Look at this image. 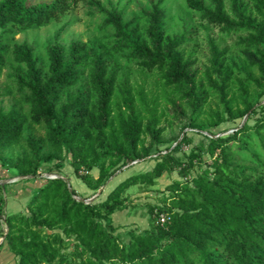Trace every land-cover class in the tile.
I'll return each mask as SVG.
<instances>
[{
  "label": "trees",
  "instance_id": "obj_1",
  "mask_svg": "<svg viewBox=\"0 0 264 264\" xmlns=\"http://www.w3.org/2000/svg\"><path fill=\"white\" fill-rule=\"evenodd\" d=\"M79 1L103 15L100 28L113 29L112 51H125L141 71L153 74L162 93L151 94L132 85L128 76H118L110 54L100 46L81 41L66 47L54 44L47 49L45 71L37 66L30 47L16 46L15 61L24 66L19 85L30 109L27 116L15 108L0 110V168L10 177L36 179L40 165L52 163L55 169L48 172L58 177L42 178L20 211L0 213V247H7L13 264H264V114L252 126L244 122L225 136L211 132L226 120L252 114L249 89H264V0H186L187 8L208 25L244 34L237 36L236 45L258 75L233 78L226 67L228 48L209 39L203 80L217 94L221 111L207 112L202 110L208 100L204 82L196 79L195 60L182 50L191 33H167V0H156L142 13L143 36L136 26L128 28L132 20L123 22L121 10H105L95 0H0V69L9 53L6 35L44 27ZM233 83L237 94H230ZM70 88L74 93L67 96ZM168 93L189 103L187 125L206 141L183 159L176 154L189 142L185 136L172 148L156 149L165 131L160 126V99L181 105ZM259 110L264 113V107ZM202 115L205 122L196 123ZM27 125L43 127L44 136L26 137L28 154L4 159L1 152L22 143ZM45 147L52 154L41 157ZM242 155L251 162L241 161ZM62 158L68 159L72 175L91 196L129 163L149 159L153 165L85 204L75 197H89L80 196L68 177L69 185L60 178ZM195 169L199 172L193 176ZM172 173L178 179L165 187L160 205H147L149 227L127 231L126 239L115 234L112 216L126 208L125 192L151 187ZM159 214L169 220L157 224Z\"/></svg>",
  "mask_w": 264,
  "mask_h": 264
},
{
  "label": "rangeland",
  "instance_id": "obj_2",
  "mask_svg": "<svg viewBox=\"0 0 264 264\" xmlns=\"http://www.w3.org/2000/svg\"><path fill=\"white\" fill-rule=\"evenodd\" d=\"M32 1L33 3H37L47 2L49 0ZM95 1L105 10H108L110 7L121 10L123 13V22L127 23L132 20L128 28L136 26L139 33L143 36L146 20L142 13L148 11L156 0ZM203 1L206 3V0ZM163 8L166 13L165 25L169 35L191 33L189 36L190 41L182 46V50L185 55H190L191 58L195 60V64L192 68L197 72L196 79L202 80L204 82V88L207 90L208 100L202 107V110L204 112L209 110L221 111L217 101V94L203 80L204 70L208 67V40L213 39L220 48H228L226 67L232 72L233 78L243 79L247 75L257 77L256 70L248 66L243 54V49L236 45L237 36H244V34L226 33L222 32L217 27L208 25L201 19L199 13L187 8L186 0H167L164 2ZM226 9L228 10L227 2ZM102 20L103 15L92 5H89L86 1H79L58 20L44 27L24 31L14 30L13 35H6L5 42L9 46V53L6 56L4 67L0 69V110L6 111L10 108H15L22 115L27 116L30 109V105L26 100V93L19 85V74L20 71H24V66L16 62L13 55L14 48L22 44L32 49V55L36 58L37 66L42 68L43 71L47 68V49L54 44L58 43L66 47L72 41H81L100 46L110 54L111 64L118 69V76H128L130 83L135 87L140 85L143 86L146 91H150L151 94L161 95L162 92L153 74L141 71L136 62H132L127 58L125 51H112L110 44L112 42L113 29L110 26L100 28ZM58 30H61V32L59 36L55 38L54 34ZM74 89L75 88L68 89L67 96L73 94ZM230 94H237L236 83L230 86ZM249 94L254 111L252 114L247 115L244 122H246L248 126H252L255 121L264 114L259 110L260 107H264V89L250 88ZM176 95L177 94L168 93L167 96L175 99L176 102L179 103L180 101H178ZM180 103V107L177 108L160 99L161 108L164 111V117L160 126L164 127L165 131L161 137L162 142L156 149L165 150L166 148H172L176 142H180L182 137L185 136L189 142L183 143L180 147V151L176 154L178 158L183 159L195 147L204 146L206 141L187 125L191 113L189 103H187V101H182ZM203 117L204 115H202L196 123L202 122ZM242 123L243 118L232 121L226 120L216 128L211 129V132L216 136H225ZM202 132H207L206 126H204ZM44 133L45 129L43 127L27 125L22 135V143L10 150L1 152V156L8 160L12 157L27 155L28 152L23 145L24 139L26 137L41 138L44 136ZM262 134L264 135V131ZM252 150H257L255 141ZM47 154H52V151L48 147H45L41 157ZM56 157L60 159L62 156L56 155ZM203 158L206 159V156H203ZM240 160L251 162L248 155H242ZM152 165L153 161L149 159L126 165L112 178L111 182L107 183L102 192H104L106 188L109 190L110 186L126 176L143 172L151 168ZM201 168L204 169V166H201ZM54 169L52 163H42L40 165V178L29 179L28 187L30 188V192L26 195V198L29 197L35 189L33 185L41 184L42 182L40 180L42 177L45 174H52ZM1 170L0 168V175L2 174L3 177L0 176V180H5L7 175ZM50 170L53 171L48 172ZM60 172L64 177H68L72 188L80 196L90 198L92 192L87 190L86 187L72 175L68 159L62 158ZM198 172V169H195L192 175L196 176ZM11 173L13 174V172ZM177 179V175L172 173L170 175H163L156 180L155 184L151 187L135 186L129 188L125 192L126 208L112 216L115 234H119L122 238L126 239V232L129 230L141 232L147 229L150 224L147 214V205H160V199L165 194V187L173 180ZM35 180L37 183H35Z\"/></svg>",
  "mask_w": 264,
  "mask_h": 264
},
{
  "label": "crops",
  "instance_id": "obj_3",
  "mask_svg": "<svg viewBox=\"0 0 264 264\" xmlns=\"http://www.w3.org/2000/svg\"><path fill=\"white\" fill-rule=\"evenodd\" d=\"M1 171L4 172L3 170H1ZM5 173L7 175V178H5V180H3V179L0 180L1 215H3V214L7 215V214H11L12 212L16 213V212L20 211L28 199V197L26 198V195L30 192V188L28 187L29 179H24V180L22 179L21 181H18V182L17 181L7 182L8 179L13 178L14 176L10 177L7 172H5ZM92 175L95 177L96 172L93 171ZM0 176L3 177L2 174ZM35 183H37L36 180H35ZM39 185L40 184L33 185V186L35 188H37ZM112 186H110V188ZM103 188L104 187L101 188L100 192L103 191ZM106 191H108L107 188L105 189L104 192H102L103 196L101 195V198H103L104 195L107 193ZM2 230H4V224L2 223V221H0V234H1ZM0 240L2 241L1 236H0ZM13 262H14V258L12 256V254H10L8 252L7 247L5 245L1 246L0 247V264H13Z\"/></svg>",
  "mask_w": 264,
  "mask_h": 264
},
{
  "label": "water",
  "instance_id": "obj_4",
  "mask_svg": "<svg viewBox=\"0 0 264 264\" xmlns=\"http://www.w3.org/2000/svg\"><path fill=\"white\" fill-rule=\"evenodd\" d=\"M246 117H247V115H245L244 117H243V123H244V121H245V119H246ZM136 162V161H135ZM135 162H132V163H135ZM130 164V163H129ZM56 177H58V176H56L55 174H45L42 178H47V179H52V178H56ZM62 180H64L65 182H67L68 183V185H69V182L67 181V179L65 178V177H60ZM22 179H30V177H28V176H26V177H13V178H10V179H8L7 180V182H15V181H17V180H22ZM71 190V189H70ZM100 191H101V189H99L98 191H97V193L94 195V196H92V197H90V198H86V199H83V198H80V197H75V199L78 201V202H81V203H85V204H87V203H91L93 200H95V198L100 194Z\"/></svg>",
  "mask_w": 264,
  "mask_h": 264
},
{
  "label": "built area",
  "instance_id": "obj_5",
  "mask_svg": "<svg viewBox=\"0 0 264 264\" xmlns=\"http://www.w3.org/2000/svg\"><path fill=\"white\" fill-rule=\"evenodd\" d=\"M168 220H169V217L167 215L159 214L156 218V223L161 225V224H164L165 222H167Z\"/></svg>",
  "mask_w": 264,
  "mask_h": 264
}]
</instances>
